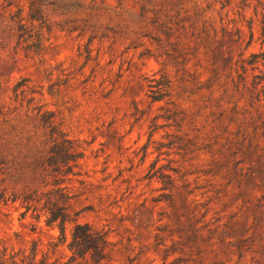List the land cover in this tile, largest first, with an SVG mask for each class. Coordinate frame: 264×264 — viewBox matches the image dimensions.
I'll use <instances>...</instances> for the list:
<instances>
[{"label": "rangeland", "instance_id": "rangeland-1", "mask_svg": "<svg viewBox=\"0 0 264 264\" xmlns=\"http://www.w3.org/2000/svg\"><path fill=\"white\" fill-rule=\"evenodd\" d=\"M18 7L28 22L27 0H0V140L8 142L11 153L20 129L33 131L38 125L34 114L19 105L21 95L16 101L13 92L25 80L23 89L38 91L35 95L55 112L56 123L72 142L76 160L69 172L51 173L49 179L61 178L72 192L78 222L107 233V258L101 264H264V149L246 164L252 169L241 185L228 172L211 185L205 174L243 116L251 121L257 110L264 115V96L261 101L250 98L253 76L264 75V65L247 66L246 75L240 68L252 52L264 53V0H233L224 9L215 3V42L210 46L182 35L187 61L172 60L167 66L149 36L135 40L139 28L148 33L150 25L138 22L136 9L119 10L114 0L65 13L42 7L49 29L41 30L44 49L39 54L17 39L10 14ZM233 19L240 21V38ZM250 22L254 39L246 48ZM162 70L173 81L172 99L187 111L190 128L201 130L204 148L194 154L160 155L153 141H167L164 128L149 141L153 118L165 101L151 99L148 77ZM238 74L246 76L242 82ZM54 83L58 92L51 95ZM43 132L37 129L41 138ZM259 141L263 147V137ZM161 165L180 167L193 193L186 195L179 180L170 204V190L149 177L152 167ZM20 210L19 203H0V249L18 252L34 242L38 260L48 264H93L88 257L71 259L67 244L74 221L66 226L67 243L57 246L56 227L31 213L22 219Z\"/></svg>", "mask_w": 264, "mask_h": 264}, {"label": "trees", "instance_id": "trees-1", "mask_svg": "<svg viewBox=\"0 0 264 264\" xmlns=\"http://www.w3.org/2000/svg\"><path fill=\"white\" fill-rule=\"evenodd\" d=\"M28 1V22L21 14L18 7L15 13L10 14V19L15 24L17 39L24 42L26 47L39 54L43 49V39L41 30L49 29L44 18L42 7L50 5L69 12L72 8H90L96 4L97 0H91L88 4L86 0H27ZM116 7L122 12H128L130 9L138 11L137 19L139 23L146 22L150 25V32L144 33L142 26L136 32L135 40L139 41L142 36H149L159 52L158 56L164 57L163 64L167 66L172 60H177L183 64L187 61L186 52L181 47L180 38L182 35L191 36L196 41L204 40L210 46L215 42L218 36L211 18L213 6L221 2V9L231 5L233 0H114ZM11 4V3H9ZM241 14L245 18L246 14ZM4 14L0 12V19ZM237 25L236 34L241 37V27L239 20L233 19ZM250 40L246 44L248 48L254 39L253 22L249 23ZM176 39V41H173ZM134 41V42H136ZM173 48L174 53L170 51ZM145 49L146 54L149 53ZM145 53V52H144ZM259 63L264 65V53L252 52L248 58L242 60L240 68L246 75L249 66L252 70L258 68ZM241 82L246 76L238 74ZM253 88L250 89L251 102L261 101L264 96V75L256 74L253 76ZM184 81V78H182ZM25 80L19 81L13 88L16 95V101L19 105L26 106L28 111L32 112L38 121L34 125V130L27 127L20 129V133L15 139V151L10 153L8 142L5 139L0 140V203H19L20 218H25L29 213L33 218L43 221L48 227H56L60 236L56 243L61 246L67 243L66 226L70 221H74V227L71 230V238L67 244V249L71 252V259H83L88 257L93 264H101L107 258V249L109 246L108 235L102 230H98L89 223L78 222L76 217L78 212L71 210V201L74 195L62 185L61 178L50 180L49 176L54 174H67L71 168V162L76 160L74 147L55 119V112L45 107L35 94L38 91L32 90L26 85ZM262 86L259 90L258 85ZM57 84L49 87V94L54 95ZM149 96L153 101H165V105L160 107V113L153 118L150 126L149 141H151L159 128L165 129L164 138L167 141L156 143L155 149L161 154L171 155L172 153L194 154L204 145L202 142V133L199 128L194 126L190 128V120L187 111L172 99L173 81L165 70L157 76L154 74L148 77ZM31 93V96L27 94ZM42 94V93H39ZM257 117L251 118V121L243 119L238 124V129L232 132L217 154H213L214 167L205 171L209 175L211 185L217 184L219 177H223L226 172L229 177L236 179L238 185L244 182L252 169L250 163L252 158L262 149L259 138L264 141V115L258 113ZM159 119L163 123H159ZM192 124H196L195 121ZM43 128L42 138L37 134V129ZM26 142L23 144V137ZM7 142V143H6ZM146 153L148 145L145 146ZM28 152V153H27ZM13 154V157H12ZM149 172V177H157L162 183L164 190H170L167 193V201L173 205V190L177 187L178 181L183 180L185 194L193 193L190 190L188 174L184 173L180 167H171L170 165H161L157 169ZM172 172V173H171ZM227 173V174H228ZM197 181V180H196ZM210 203L207 202L208 205ZM206 210L205 214L209 212ZM0 264H48L45 258L38 260V252L35 243L18 252L10 251L7 248L0 249Z\"/></svg>", "mask_w": 264, "mask_h": 264}]
</instances>
